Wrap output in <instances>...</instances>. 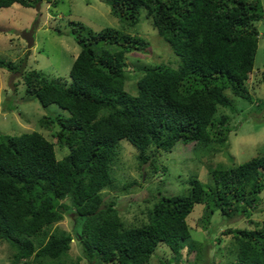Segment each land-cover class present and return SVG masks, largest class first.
<instances>
[{
  "label": "trees",
  "instance_id": "1",
  "mask_svg": "<svg viewBox=\"0 0 264 264\" xmlns=\"http://www.w3.org/2000/svg\"><path fill=\"white\" fill-rule=\"evenodd\" d=\"M43 0H0L37 7ZM51 1V0H45ZM122 29L93 31L81 21L69 22V34L80 47L69 81H55L36 69L23 70V59L0 58V67L22 76L26 97L42 106L67 110L45 116L55 125L60 148L40 131L18 135L0 131V241L12 249L11 264H147L159 243L174 250L191 236L187 217L203 204L207 227L217 209L226 219L250 216L264 190V153L238 165L212 171L214 187L190 178L188 193H160L146 221L126 225L112 188L119 141L137 149L139 162L154 170L155 153L170 152L179 141L195 146L224 145L233 97L253 102L246 87L258 49L256 23L264 22L260 0H104ZM55 3V1H52ZM144 12L179 61L143 66L136 92L125 88L126 54L149 44L126 32ZM264 79V74H263ZM69 82V83H68ZM257 100V98L255 99ZM259 100V99H258ZM260 101V100H259ZM46 126V127H47ZM72 214L80 221L76 234L82 256L66 262L73 235L53 225ZM235 245L233 264H264V220L255 228H228ZM197 257L202 246L196 242ZM32 258V259H31Z\"/></svg>",
  "mask_w": 264,
  "mask_h": 264
},
{
  "label": "rangeland",
  "instance_id": "2",
  "mask_svg": "<svg viewBox=\"0 0 264 264\" xmlns=\"http://www.w3.org/2000/svg\"><path fill=\"white\" fill-rule=\"evenodd\" d=\"M52 1H55L52 2ZM264 10V0H260ZM71 20L81 21L93 31L105 27L122 29V24L110 12L104 0H43L37 7H24L14 3L0 9V58L23 61V70L36 69L42 75L55 81H69V70L80 47L69 34ZM34 25L33 44L28 47L20 37L22 29ZM258 49L254 67L246 87L254 97L253 102L233 97L236 111L218 107L216 116L228 115L230 132L224 145L212 143L195 146L193 142H177L170 152L155 153L157 170L148 162L140 163L137 149L128 140L119 141L117 161L112 166L115 183L105 188V199H114L119 216L126 225H139L146 221L147 212L152 208L160 193H188L190 178L198 177L204 185L214 187L212 171L238 165L254 156L264 153V22L256 23ZM127 33L139 35L149 44L126 54L128 76L125 88L131 94L136 92V81L143 66L167 64L177 67L179 61L169 44L159 35L152 24V18L142 12L139 21ZM69 83V82H68ZM257 98V100H255ZM260 101H259V100ZM68 111L51 103L42 106L37 99L26 97L22 76L0 67V131L18 135L37 130L55 143L58 159L66 155L67 147L60 148L54 135L55 125L43 123L45 116ZM47 126V127H46ZM259 204L251 209L250 216L239 215L231 219L215 210L209 217L207 227L203 225L205 214L203 204L197 203L187 217L191 236L180 241L174 250L159 243L147 264H233L235 245L228 228L252 229L264 220V190L259 194ZM80 221L72 214H64L53 228H65L73 235L71 248L62 257L66 262L82 256V247L76 234ZM196 242L202 246L197 257ZM12 249L0 241V264H11ZM32 259V258H31ZM21 260L16 264H23ZM82 264H88L82 258Z\"/></svg>",
  "mask_w": 264,
  "mask_h": 264
},
{
  "label": "water",
  "instance_id": "3",
  "mask_svg": "<svg viewBox=\"0 0 264 264\" xmlns=\"http://www.w3.org/2000/svg\"><path fill=\"white\" fill-rule=\"evenodd\" d=\"M34 25H31L29 29H22L20 31V37L26 42L27 46L30 47L33 42Z\"/></svg>",
  "mask_w": 264,
  "mask_h": 264
},
{
  "label": "clouds",
  "instance_id": "4",
  "mask_svg": "<svg viewBox=\"0 0 264 264\" xmlns=\"http://www.w3.org/2000/svg\"><path fill=\"white\" fill-rule=\"evenodd\" d=\"M77 235H78V233H77Z\"/></svg>",
  "mask_w": 264,
  "mask_h": 264
}]
</instances>
